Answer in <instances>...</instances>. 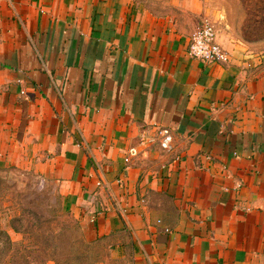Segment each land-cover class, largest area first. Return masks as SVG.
<instances>
[{"label":"crops","instance_id":"crops-1","mask_svg":"<svg viewBox=\"0 0 264 264\" xmlns=\"http://www.w3.org/2000/svg\"><path fill=\"white\" fill-rule=\"evenodd\" d=\"M195 29L133 0H0V171L53 184L98 264H264V56L193 59Z\"/></svg>","mask_w":264,"mask_h":264},{"label":"rangeland","instance_id":"rangeland-1","mask_svg":"<svg viewBox=\"0 0 264 264\" xmlns=\"http://www.w3.org/2000/svg\"><path fill=\"white\" fill-rule=\"evenodd\" d=\"M133 1L156 16L195 19L196 29L210 20L226 51L242 48L264 56V0ZM52 249L54 260L41 263L39 256ZM108 254L105 246L85 240L53 184L33 172L0 171V264H98Z\"/></svg>","mask_w":264,"mask_h":264},{"label":"built area","instance_id":"built-area-1","mask_svg":"<svg viewBox=\"0 0 264 264\" xmlns=\"http://www.w3.org/2000/svg\"><path fill=\"white\" fill-rule=\"evenodd\" d=\"M188 55L204 63H227L229 53L218 41L217 32L214 24L210 20L203 23L191 35ZM159 144L162 149L169 150L173 143V134L170 129L162 128L158 131ZM154 138L142 136L140 146L150 148L155 143ZM130 154L136 156V149H132Z\"/></svg>","mask_w":264,"mask_h":264},{"label":"trees","instance_id":"trees-1","mask_svg":"<svg viewBox=\"0 0 264 264\" xmlns=\"http://www.w3.org/2000/svg\"><path fill=\"white\" fill-rule=\"evenodd\" d=\"M59 238H61L60 236H58V237H56V238H53L52 240H53V242H55V243H58V240H59ZM84 249L87 247V245L86 244H84V243H82V245H81ZM55 249H52V254L51 253H45L44 252V254H42V256L40 255L39 257L42 259L41 260V263H43V260H54V258H55V256H54V251Z\"/></svg>","mask_w":264,"mask_h":264}]
</instances>
